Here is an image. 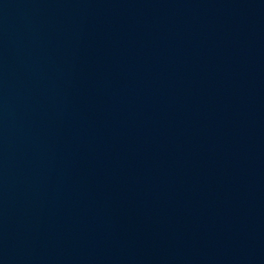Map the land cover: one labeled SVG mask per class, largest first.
Wrapping results in <instances>:
<instances>
[{"label":"water","instance_id":"water-1","mask_svg":"<svg viewBox=\"0 0 264 264\" xmlns=\"http://www.w3.org/2000/svg\"><path fill=\"white\" fill-rule=\"evenodd\" d=\"M0 264H264V0H0Z\"/></svg>","mask_w":264,"mask_h":264}]
</instances>
